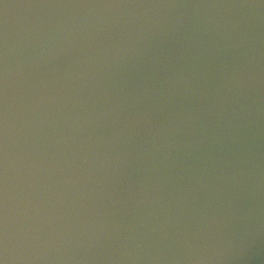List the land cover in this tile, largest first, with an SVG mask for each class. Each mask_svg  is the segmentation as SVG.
<instances>
[{
  "label": "water",
  "instance_id": "1",
  "mask_svg": "<svg viewBox=\"0 0 264 264\" xmlns=\"http://www.w3.org/2000/svg\"><path fill=\"white\" fill-rule=\"evenodd\" d=\"M0 264H264V0H0Z\"/></svg>",
  "mask_w": 264,
  "mask_h": 264
}]
</instances>
